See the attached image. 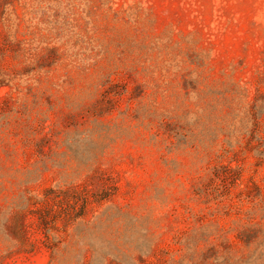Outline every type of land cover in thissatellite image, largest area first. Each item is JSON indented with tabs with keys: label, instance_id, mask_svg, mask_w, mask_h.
Instances as JSON below:
<instances>
[{
	"label": "rangeland",
	"instance_id": "1",
	"mask_svg": "<svg viewBox=\"0 0 264 264\" xmlns=\"http://www.w3.org/2000/svg\"><path fill=\"white\" fill-rule=\"evenodd\" d=\"M0 264H264V0H0Z\"/></svg>",
	"mask_w": 264,
	"mask_h": 264
}]
</instances>
